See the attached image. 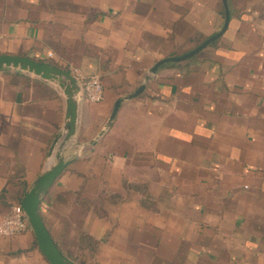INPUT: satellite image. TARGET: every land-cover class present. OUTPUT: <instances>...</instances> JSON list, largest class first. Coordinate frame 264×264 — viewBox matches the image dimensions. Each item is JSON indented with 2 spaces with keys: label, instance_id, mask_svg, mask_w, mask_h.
<instances>
[{
  "label": "crops",
  "instance_id": "0c3cea01",
  "mask_svg": "<svg viewBox=\"0 0 264 264\" xmlns=\"http://www.w3.org/2000/svg\"><path fill=\"white\" fill-rule=\"evenodd\" d=\"M227 2L225 33L162 65L92 150L155 63L222 30L223 0H0V55L105 87L103 102H80L71 164L42 194L40 215L69 259L81 264L87 235L105 264H264V0ZM65 113L57 86L0 72V222L54 161ZM100 189L113 199L104 216L88 204ZM35 240L31 229L0 236V264H49Z\"/></svg>",
  "mask_w": 264,
  "mask_h": 264
},
{
  "label": "water",
  "instance_id": "95a60500",
  "mask_svg": "<svg viewBox=\"0 0 264 264\" xmlns=\"http://www.w3.org/2000/svg\"><path fill=\"white\" fill-rule=\"evenodd\" d=\"M223 3L225 6V24L222 30L185 55L164 58L155 63L150 70V74L146 76L145 83H143L132 94L119 98L114 103L112 112L105 126L89 143L92 150H94L98 141L111 128L122 103L125 100L138 97L145 90L147 82L150 81L151 77L156 74L162 65L170 62H182L196 56L225 33L230 19V12L227 0H223ZM0 72H15L33 76L57 86L63 91L66 97V113L62 130L63 138H61L59 144H55L53 146V150L50 154V159H54V161L46 166L36 182L32 184L26 196L22 199L20 205L24 210L30 228L35 235L38 247L48 260L49 264H78L65 256L56 245L40 215V205L44 191L50 189L57 179L63 174L66 168L71 164V161L67 160L65 152L71 139L76 134L79 104L82 101L83 96L81 88L72 74L47 62L38 61L29 56L0 55Z\"/></svg>",
  "mask_w": 264,
  "mask_h": 264
},
{
  "label": "built area",
  "instance_id": "2783aa9c",
  "mask_svg": "<svg viewBox=\"0 0 264 264\" xmlns=\"http://www.w3.org/2000/svg\"><path fill=\"white\" fill-rule=\"evenodd\" d=\"M262 46L264 47V29L262 31ZM83 93L82 101L101 103L105 99V87L99 76L85 77L76 71L74 75ZM30 225L20 204L12 206L9 214L0 222V236L15 237L29 231Z\"/></svg>",
  "mask_w": 264,
  "mask_h": 264
},
{
  "label": "trees",
  "instance_id": "16d2710c",
  "mask_svg": "<svg viewBox=\"0 0 264 264\" xmlns=\"http://www.w3.org/2000/svg\"><path fill=\"white\" fill-rule=\"evenodd\" d=\"M101 191H99V194L97 195V197L93 200H89L88 201V204L90 207H92L94 210L97 211V213L101 216H104L105 215V212H104V205L106 202H112L113 199L110 198L107 193L105 192L104 189H100ZM90 237L87 236V235H84L81 237V243L82 245H87L86 248H88V251L87 253H83V250H82V254L80 253L77 257H74V259H76V261H78L79 263L81 264H87L86 262L88 261V256H90V251H91V242H90ZM35 244L37 245V242L35 240ZM57 245V244H56ZM58 246V245H57ZM73 257V256H72Z\"/></svg>",
  "mask_w": 264,
  "mask_h": 264
},
{
  "label": "rangeland",
  "instance_id": "374dc122",
  "mask_svg": "<svg viewBox=\"0 0 264 264\" xmlns=\"http://www.w3.org/2000/svg\"><path fill=\"white\" fill-rule=\"evenodd\" d=\"M132 176L137 177V171H134V173H132ZM78 218L81 219L83 217L79 215ZM53 231H54V233L56 232L55 230H53ZM105 258H106V255L105 254L99 255V256H96V257L93 256V258H90V256H88V259H87L88 261L86 263L87 264H105ZM115 263L116 262H109L108 264H115Z\"/></svg>",
  "mask_w": 264,
  "mask_h": 264
}]
</instances>
